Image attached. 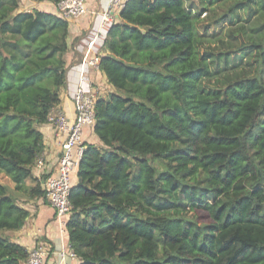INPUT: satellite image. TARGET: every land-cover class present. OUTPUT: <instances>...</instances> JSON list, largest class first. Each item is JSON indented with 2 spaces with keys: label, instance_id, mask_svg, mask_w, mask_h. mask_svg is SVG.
Instances as JSON below:
<instances>
[{
  "label": "trees",
  "instance_id": "1",
  "mask_svg": "<svg viewBox=\"0 0 264 264\" xmlns=\"http://www.w3.org/2000/svg\"><path fill=\"white\" fill-rule=\"evenodd\" d=\"M19 2L0 0V174L26 191L70 22ZM105 45L115 91L96 101L102 144L84 143L66 225L79 264H264V0H128ZM28 215L0 183V231ZM28 253L0 235V264Z\"/></svg>",
  "mask_w": 264,
  "mask_h": 264
},
{
  "label": "crops",
  "instance_id": "2",
  "mask_svg": "<svg viewBox=\"0 0 264 264\" xmlns=\"http://www.w3.org/2000/svg\"><path fill=\"white\" fill-rule=\"evenodd\" d=\"M35 1L33 6L24 10L40 9L60 15L57 4L51 1ZM32 1V3H33ZM109 0H85L88 12L74 19H68L70 30L68 36L69 49L66 54L67 78L60 88V102L50 111V117L65 116L73 119L76 113L73 94L83 83H91L97 88L98 97H107L115 87L109 82L107 75L93 66H88L84 60L92 57L94 49L89 48L88 40L95 37L99 54H105L109 27L103 26L101 13L108 6ZM93 12V13H92ZM94 34H93V33ZM37 128L43 134V150L33 165L32 177L26 179V191H18L14 181L6 174H0V183L6 185L16 198L17 203L28 210L29 215L24 225L17 230H1L0 235L10 241L18 243L29 251L37 244H46L51 253L45 264H79L77 258L71 256L70 239L67 226L56 216L54 207L49 203L46 195H35L30 189L43 183L45 178L55 173L61 156V145L65 134L58 131L57 126L50 120L38 124ZM102 144L93 127H87L84 132V143ZM78 181L77 172L73 175V185Z\"/></svg>",
  "mask_w": 264,
  "mask_h": 264
},
{
  "label": "built area",
  "instance_id": "3",
  "mask_svg": "<svg viewBox=\"0 0 264 264\" xmlns=\"http://www.w3.org/2000/svg\"><path fill=\"white\" fill-rule=\"evenodd\" d=\"M127 1L109 0L108 6L100 15L103 20V26L110 27L112 25L118 12L125 6ZM57 6L60 15L67 19H74L88 12L85 0H60ZM96 42L95 37L88 40L89 48L94 49L96 54L85 59L84 63L100 69V54ZM97 99V88L89 82L87 84L83 83L73 94L76 109L73 119L66 118L65 116H59L57 118L48 116V120L57 126L58 131L65 134V139L61 145V156L58 162V168L55 173L45 178L43 187L49 203L56 211V216L66 225L73 209L70 200V193L73 187V175L78 171L79 162L85 149V129L87 127H93L95 123ZM28 252V256L21 264H45L51 253V248L46 244H37ZM71 256L77 258L73 250ZM59 264L68 263L61 262Z\"/></svg>",
  "mask_w": 264,
  "mask_h": 264
},
{
  "label": "rangeland",
  "instance_id": "4",
  "mask_svg": "<svg viewBox=\"0 0 264 264\" xmlns=\"http://www.w3.org/2000/svg\"><path fill=\"white\" fill-rule=\"evenodd\" d=\"M32 1L33 0H20V4H19V9H25V8H30V6H33L34 5V3H35V1H33V3H32ZM197 1V3L199 2V0H196ZM217 11H219V12H221L222 11V9L221 8H219ZM205 17L206 16H208V15H204Z\"/></svg>",
  "mask_w": 264,
  "mask_h": 264
}]
</instances>
